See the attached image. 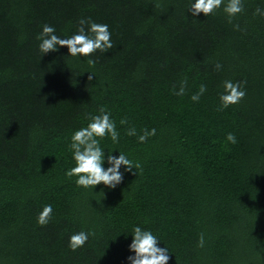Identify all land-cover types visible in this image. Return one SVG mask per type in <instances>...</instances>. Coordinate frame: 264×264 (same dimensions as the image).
Listing matches in <instances>:
<instances>
[{
  "label": "trees",
  "instance_id": "trees-1",
  "mask_svg": "<svg viewBox=\"0 0 264 264\" xmlns=\"http://www.w3.org/2000/svg\"><path fill=\"white\" fill-rule=\"evenodd\" d=\"M192 3L0 0V264H130L136 226L168 249L167 264H264V16L253 15L264 0H242L232 23L227 0L208 16H193ZM81 18L108 25L114 47L40 52L43 25L64 39ZM227 80L246 81V95L217 111ZM201 84L207 91L193 102ZM101 106L119 132L118 142L100 139L102 167L120 152L142 167L121 165L115 188L91 189L66 175L69 144ZM131 127L136 136L126 135ZM81 231L94 235L73 251Z\"/></svg>",
  "mask_w": 264,
  "mask_h": 264
},
{
  "label": "clouds",
  "instance_id": "clouds-1",
  "mask_svg": "<svg viewBox=\"0 0 264 264\" xmlns=\"http://www.w3.org/2000/svg\"><path fill=\"white\" fill-rule=\"evenodd\" d=\"M224 0H195L188 8L193 16L198 13H203L208 16L215 12ZM159 6V5H157ZM223 11L227 14L228 22L232 23L234 17L244 11L242 0H227V4L224 6ZM253 15L264 16V10L257 7L253 12ZM80 27L77 30V34L70 37L61 39L60 36L55 34V29L48 24L43 25L42 31L37 36L40 40L39 50L42 54L56 51L58 46H66L68 53L71 56H84L88 57L97 50L101 53H105L114 47L111 41V33L108 30V25L92 22L90 18H81L78 21ZM85 25H88L86 32ZM236 30L240 29V26L234 25ZM88 33H91L89 35ZM97 61L95 59H88L87 64L94 67ZM222 66L219 63L215 64V69L219 70ZM92 79V75L88 77ZM187 79L185 78L180 83L178 91H174L177 96H183L185 94V86ZM246 81L232 82L230 80L224 81V92L220 94V105L216 109L217 111H223L230 105L238 104L246 95L244 85ZM175 89V86H173ZM207 91V86L201 84L199 90L191 96L193 102H199L200 97ZM99 114H88L87 119L90 121L86 127L75 131L71 136V143L69 144V151L72 153V158L75 161V166L67 171L68 177L76 176V184L85 188L103 184L108 188H115L123 179V174L119 171L121 165L125 166L126 171L132 169H141L140 163H133L128 159L124 153L120 152L118 157L108 155L107 161L111 165L106 170L102 167L104 160V152L100 146V139L106 136H110L111 140L115 143L118 142L119 132L116 129L115 122L111 119V113L105 106H101L98 109ZM127 118H122L120 124H127ZM156 134V129L143 130L142 134L138 136V141L146 142L150 136ZM126 135L136 136L137 131L135 127H131L127 130ZM226 141L232 144L237 143L236 137L233 133H228ZM110 153V152H109ZM53 206L51 204L45 205L43 210L37 217V223L41 226H45L52 218ZM89 235L94 233L78 232L73 234L69 239V247L75 251L82 247L88 240ZM158 238L153 235L149 230H142L141 227L136 226L132 231V242L129 245V250L134 252V256H129L127 259L130 264H167L169 259V251L166 247H157ZM205 237L201 233L197 241V246L204 247Z\"/></svg>",
  "mask_w": 264,
  "mask_h": 264
}]
</instances>
